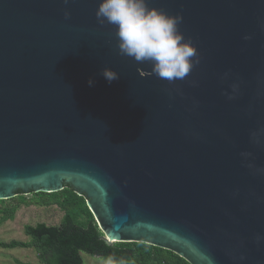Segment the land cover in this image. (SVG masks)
<instances>
[{
    "label": "water",
    "instance_id": "water-1",
    "mask_svg": "<svg viewBox=\"0 0 264 264\" xmlns=\"http://www.w3.org/2000/svg\"><path fill=\"white\" fill-rule=\"evenodd\" d=\"M99 3L0 0V200L69 184L110 243L264 264V0H148L197 46L174 83L119 54Z\"/></svg>",
    "mask_w": 264,
    "mask_h": 264
},
{
    "label": "trees",
    "instance_id": "trees-1",
    "mask_svg": "<svg viewBox=\"0 0 264 264\" xmlns=\"http://www.w3.org/2000/svg\"><path fill=\"white\" fill-rule=\"evenodd\" d=\"M32 197H28V195ZM19 191L18 204L0 208L1 221L13 219L21 204L40 206L57 205L63 212L59 224L45 222L25 225L30 237L27 241H0L4 248L34 247L41 264H84L83 252L99 255L111 264H192L175 251L140 241L108 242L93 212L87 204L86 196L80 195L66 184L62 190L54 192ZM8 199H1L5 202Z\"/></svg>",
    "mask_w": 264,
    "mask_h": 264
},
{
    "label": "clouds",
    "instance_id": "clouds-1",
    "mask_svg": "<svg viewBox=\"0 0 264 264\" xmlns=\"http://www.w3.org/2000/svg\"><path fill=\"white\" fill-rule=\"evenodd\" d=\"M68 2L64 0L65 4ZM64 15L68 19L70 12L65 10ZM95 16L98 24L107 23L115 28L121 56L129 57L138 64L151 65L150 72L139 70L141 77L155 75L168 83L183 81L200 63L197 46L180 31L179 25L183 20L181 14L171 15L163 9L149 7L148 0H100ZM244 39L251 37L245 36ZM101 75L109 83L119 78L118 73L109 67L102 69ZM94 83L90 78L89 86ZM231 87L235 92L238 85L233 84ZM226 95L228 99L235 98L231 94ZM252 137L259 143L257 133H252ZM241 155L247 158L251 153ZM260 170L264 171V168ZM255 240L259 243L264 240V236L257 234ZM208 259L209 264H214L211 258Z\"/></svg>",
    "mask_w": 264,
    "mask_h": 264
},
{
    "label": "rangeland",
    "instance_id": "rangeland-1",
    "mask_svg": "<svg viewBox=\"0 0 264 264\" xmlns=\"http://www.w3.org/2000/svg\"><path fill=\"white\" fill-rule=\"evenodd\" d=\"M30 194V193H29ZM17 196V195H16ZM9 198L0 203V208L18 204L17 197ZM32 197V195H28ZM64 212L57 206H40L36 204H21L13 219L1 221L0 215V241L20 240L27 241L30 237L25 232V225L45 222L49 225L59 224ZM84 264H111L99 255H90L83 252ZM0 264H41L38 253L34 247L4 248L0 246Z\"/></svg>",
    "mask_w": 264,
    "mask_h": 264
}]
</instances>
